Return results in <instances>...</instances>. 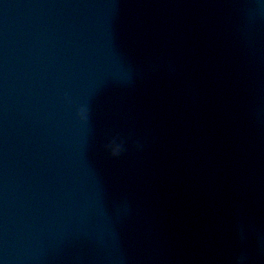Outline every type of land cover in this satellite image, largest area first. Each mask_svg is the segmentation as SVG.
<instances>
[{
  "label": "water",
  "instance_id": "water-1",
  "mask_svg": "<svg viewBox=\"0 0 264 264\" xmlns=\"http://www.w3.org/2000/svg\"><path fill=\"white\" fill-rule=\"evenodd\" d=\"M242 256L264 264V0H0V264Z\"/></svg>",
  "mask_w": 264,
  "mask_h": 264
},
{
  "label": "clouds",
  "instance_id": "clouds-1",
  "mask_svg": "<svg viewBox=\"0 0 264 264\" xmlns=\"http://www.w3.org/2000/svg\"><path fill=\"white\" fill-rule=\"evenodd\" d=\"M87 112L86 108H81L78 112V115L81 116V118H84L85 114ZM106 148L110 151V154L113 157L119 156L123 151V141H120L119 143L114 138L108 145H106ZM244 260V257H240L237 261V264H242Z\"/></svg>",
  "mask_w": 264,
  "mask_h": 264
}]
</instances>
